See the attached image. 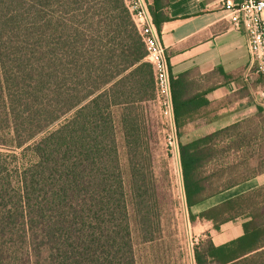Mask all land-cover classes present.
<instances>
[{
  "label": "trees",
  "instance_id": "trees-1",
  "mask_svg": "<svg viewBox=\"0 0 264 264\" xmlns=\"http://www.w3.org/2000/svg\"><path fill=\"white\" fill-rule=\"evenodd\" d=\"M147 5L159 31L167 1ZM145 55L123 0H0V264H138L134 231L158 238ZM170 89L180 139L194 84L170 74ZM231 143L222 131L178 142L192 223L228 219L222 203L191 207L233 184L215 169ZM249 242L207 235L192 262L238 264Z\"/></svg>",
  "mask_w": 264,
  "mask_h": 264
},
{
  "label": "crops",
  "instance_id": "crops-1",
  "mask_svg": "<svg viewBox=\"0 0 264 264\" xmlns=\"http://www.w3.org/2000/svg\"><path fill=\"white\" fill-rule=\"evenodd\" d=\"M166 1L169 19L158 32L169 72L173 77L186 74L194 84V95L183 110L179 133L196 134L187 138L192 139L222 131L230 135V151L237 154L251 149L240 138L256 132L252 126L256 128L260 122L264 126V98L256 93L258 85L245 32L226 17L223 0ZM227 142L225 138L224 146ZM253 160L255 170L249 169L233 184L191 207L197 214L220 203L224 205L223 215L228 219L219 228L215 229L210 220L198 218L193 228L198 235L210 236L215 246L245 237L253 246L238 264H264V157L249 158Z\"/></svg>",
  "mask_w": 264,
  "mask_h": 264
},
{
  "label": "rangeland",
  "instance_id": "rangeland-1",
  "mask_svg": "<svg viewBox=\"0 0 264 264\" xmlns=\"http://www.w3.org/2000/svg\"><path fill=\"white\" fill-rule=\"evenodd\" d=\"M252 72L258 85L256 93L264 98V62H255ZM145 116L151 123L152 165L162 203V217L160 232L155 234L158 236L157 239L143 242L138 237V233L134 231L137 262L138 264H193V243L205 239L206 236H203V233L198 235L200 233L193 228V223L189 219L187 208L184 205L179 158L175 145L169 143L170 131L156 102L153 101L147 105ZM260 124L258 123L256 128L252 126L256 132L251 131L241 135L242 144L251 149H243L242 152H238L239 154L228 150L224 154L223 162L215 165L216 171L222 170L220 176L223 182L238 180L248 173L249 169L255 170L256 162L249 161V158L258 160L264 157V126L261 122ZM193 136L197 135H181L178 139L176 134V140L177 143L180 140L184 142ZM260 167L262 166L257 168L260 169Z\"/></svg>",
  "mask_w": 264,
  "mask_h": 264
},
{
  "label": "built area",
  "instance_id": "built-area-1",
  "mask_svg": "<svg viewBox=\"0 0 264 264\" xmlns=\"http://www.w3.org/2000/svg\"><path fill=\"white\" fill-rule=\"evenodd\" d=\"M123 1L143 42L146 51L145 60L152 65L156 103L170 131L168 135L169 143L175 145L178 155L170 89V72L164 45L159 38V32L148 10L146 0ZM221 6L232 24L245 32L248 54L253 63H263L264 0H223Z\"/></svg>",
  "mask_w": 264,
  "mask_h": 264
}]
</instances>
